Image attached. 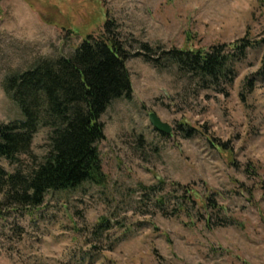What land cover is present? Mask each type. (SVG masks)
Instances as JSON below:
<instances>
[{"label": "rangeland", "instance_id": "374dc122", "mask_svg": "<svg viewBox=\"0 0 264 264\" xmlns=\"http://www.w3.org/2000/svg\"><path fill=\"white\" fill-rule=\"evenodd\" d=\"M109 19L130 54L134 93L101 119L108 181L50 192L37 207L8 202L0 189V264H264L262 77L252 92L245 85L262 67L264 0H0V123L25 118L8 78L72 55ZM244 37L255 46L225 93L138 53L144 43L210 49ZM153 112L171 134L154 128ZM49 132L41 127L32 155L2 166L28 173L47 154ZM160 179L164 188L146 196L143 186Z\"/></svg>", "mask_w": 264, "mask_h": 264}, {"label": "trees", "instance_id": "16d2710c", "mask_svg": "<svg viewBox=\"0 0 264 264\" xmlns=\"http://www.w3.org/2000/svg\"><path fill=\"white\" fill-rule=\"evenodd\" d=\"M115 25V20L109 19L100 36L89 35L72 55L43 60L5 82L6 92L25 116L0 123V189L8 202L37 207L50 192L76 189L85 182L107 183L99 150L106 138L101 119L114 101L130 100L134 93L128 68L130 54L116 36ZM253 46L248 37L210 49L165 50L144 43L138 53L156 68L174 65L180 73L199 77L207 87L225 93L223 83L236 80L235 64L245 59ZM257 75L264 87V57L258 73L246 81L248 93L254 90ZM41 127L50 130L49 150L43 161L28 173L7 171L1 161L12 166L20 163L21 155H32L34 137ZM165 184L160 179L153 187L143 186L146 196ZM164 198H159L160 205L165 204ZM177 210L180 213L185 208L180 205Z\"/></svg>", "mask_w": 264, "mask_h": 264}, {"label": "water", "instance_id": "95a60500", "mask_svg": "<svg viewBox=\"0 0 264 264\" xmlns=\"http://www.w3.org/2000/svg\"><path fill=\"white\" fill-rule=\"evenodd\" d=\"M150 120L155 129L162 133L171 134V126L162 121V119L156 113L153 112L150 114Z\"/></svg>", "mask_w": 264, "mask_h": 264}]
</instances>
